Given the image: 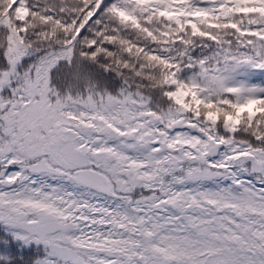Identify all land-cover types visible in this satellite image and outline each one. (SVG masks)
Wrapping results in <instances>:
<instances>
[{
    "label": "snow or ice",
    "instance_id": "6c2138e0",
    "mask_svg": "<svg viewBox=\"0 0 264 264\" xmlns=\"http://www.w3.org/2000/svg\"><path fill=\"white\" fill-rule=\"evenodd\" d=\"M0 264H264V0H0Z\"/></svg>",
    "mask_w": 264,
    "mask_h": 264
}]
</instances>
